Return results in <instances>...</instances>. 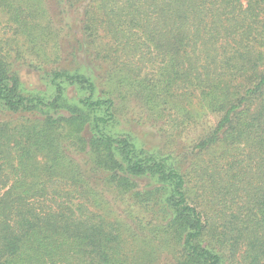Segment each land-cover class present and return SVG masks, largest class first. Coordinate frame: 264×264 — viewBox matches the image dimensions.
Returning a JSON list of instances; mask_svg holds the SVG:
<instances>
[{
    "label": "trees",
    "instance_id": "1",
    "mask_svg": "<svg viewBox=\"0 0 264 264\" xmlns=\"http://www.w3.org/2000/svg\"><path fill=\"white\" fill-rule=\"evenodd\" d=\"M3 19L34 46L67 24L82 57L27 95L0 37V264H264V0H0ZM107 80L169 112L170 144L209 124L144 151Z\"/></svg>",
    "mask_w": 264,
    "mask_h": 264
},
{
    "label": "rangeland",
    "instance_id": "2",
    "mask_svg": "<svg viewBox=\"0 0 264 264\" xmlns=\"http://www.w3.org/2000/svg\"><path fill=\"white\" fill-rule=\"evenodd\" d=\"M53 12L54 10L52 13ZM17 28L16 25H12L4 19L1 20L0 37L7 42L6 47L9 49L11 59L16 65L15 71L21 77L24 94L30 95L36 94V92L40 94L46 93L47 86L44 84L43 80V75H45L43 73L44 71H51L59 64L73 69L80 62L79 58L82 57V52L80 50L73 51V49H70L68 43L69 39L67 37V32L69 30L67 24L57 25L55 30H57L58 36H49V40L46 41L45 44H38L36 46L26 37L27 33ZM58 45L63 49V53L61 55L62 59L56 62L55 51ZM144 71L145 68H143V72ZM102 89L108 93L112 90L110 96L118 110V123L116 122L117 125L115 129L120 135L133 136L144 151L160 150L161 154H165L169 152L171 145L173 147L170 150L176 148L175 146L179 141L182 144L186 142L187 144H192L195 134L209 124V120L204 116L202 122L195 128H187L184 132L182 131L181 133L175 134L173 139L177 140L170 144L167 140L168 136L171 135L168 134L171 132L170 129L174 127V124L169 112L165 111V115L162 119L148 120V113L145 109L144 100L135 96L130 87H119L107 80L104 82V87L102 86ZM127 89H130L128 93ZM68 92L70 96L75 97L77 95L72 86L68 88ZM119 92H121V94ZM9 116L10 115L4 112L0 113V119H5ZM13 118H16V116H13ZM205 157L207 158L208 156ZM139 183L144 185L145 180H139ZM133 215L145 222L149 219V215L144 206L135 207ZM121 216L124 217V215ZM124 218L127 220L125 222H128V225H123L130 230L131 227H133L132 222L134 220L132 219L131 221L130 218ZM146 234L147 230H145V246L143 243L144 240H138V238L135 237L132 241L133 247H144L145 250H149L151 240L148 236L146 238Z\"/></svg>",
    "mask_w": 264,
    "mask_h": 264
}]
</instances>
